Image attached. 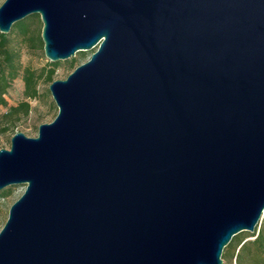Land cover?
I'll return each mask as SVG.
<instances>
[{
	"label": "water",
	"instance_id": "1",
	"mask_svg": "<svg viewBox=\"0 0 264 264\" xmlns=\"http://www.w3.org/2000/svg\"><path fill=\"white\" fill-rule=\"evenodd\" d=\"M42 23L54 120L0 149L25 184L0 264H223L264 213V0H5Z\"/></svg>",
	"mask_w": 264,
	"mask_h": 264
},
{
	"label": "rangeland",
	"instance_id": "2",
	"mask_svg": "<svg viewBox=\"0 0 264 264\" xmlns=\"http://www.w3.org/2000/svg\"><path fill=\"white\" fill-rule=\"evenodd\" d=\"M4 1L0 0V5ZM41 29L42 23L39 18L38 21L30 24L29 27L30 34L28 37H32V41L20 37L13 26L7 34H4L8 37V49L16 54V70L13 78L9 76L10 70H6L4 73V79L8 86L5 88L3 96L6 106L0 107V149L10 148V139L15 133L21 132L26 137L34 138L37 136L39 125L48 124L54 120L57 114V107L48 90L49 85L53 81L66 79L76 67L87 62L96 51V48H94L88 51L77 52L74 57L57 61L55 62L57 65L52 66V63L44 56L42 41H39V39L41 40ZM1 59L2 57L0 56ZM72 61H74L73 68L71 67ZM50 69L54 71L51 79L52 82H47L46 75ZM27 71L35 74L36 98H29L26 95L24 77L27 75ZM23 103L29 105L27 114L23 110H19L18 112L12 111ZM25 188L26 185L22 184L10 186L0 191V193L7 191L6 197L3 193H1L2 195L0 194V230L7 219L10 206L23 194ZM263 223L264 213L258 229ZM243 233L252 234L249 232ZM252 239L247 238L246 240ZM222 261L223 263L230 264L228 260L222 259ZM231 264H236L235 259L232 260Z\"/></svg>",
	"mask_w": 264,
	"mask_h": 264
},
{
	"label": "trees",
	"instance_id": "3",
	"mask_svg": "<svg viewBox=\"0 0 264 264\" xmlns=\"http://www.w3.org/2000/svg\"><path fill=\"white\" fill-rule=\"evenodd\" d=\"M29 19V20H28ZM39 20L38 15H32L26 19L19 21L13 25L16 33L22 37L27 38L29 41H32V37H28L30 34V24L35 23ZM39 41H41L39 39ZM0 107L6 106V102L3 98L5 94V88L8 86L4 79V73L6 70H10L9 76L13 78L15 75V57L16 54L8 49V37L7 35L0 33ZM57 63H52V66H56ZM74 61L71 62V67L73 68ZM53 69H50L47 72L46 79L47 82H52ZM26 83V95L29 98H36V89H35V74L29 73L24 77ZM23 110L25 114L28 113L29 105L23 103L20 107L13 109V112H18ZM11 115V112H10ZM7 116V115H6ZM7 195V191L1 192ZM0 193V194H1ZM2 195V194H1ZM258 230V231H257ZM247 238H253L252 240H246ZM222 259L230 261V264L233 259H235L236 264H264V223L261 224L260 228H255L254 233H239L235 235L230 243L224 248L222 253ZM226 264V263H223Z\"/></svg>",
	"mask_w": 264,
	"mask_h": 264
}]
</instances>
